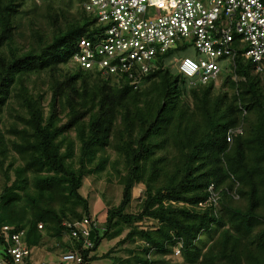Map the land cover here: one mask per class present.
Returning <instances> with one entry per match:
<instances>
[{
	"label": "trees",
	"instance_id": "obj_1",
	"mask_svg": "<svg viewBox=\"0 0 264 264\" xmlns=\"http://www.w3.org/2000/svg\"><path fill=\"white\" fill-rule=\"evenodd\" d=\"M76 1L72 11L51 1L0 0V258H11L1 232L10 224L25 230L35 251L54 240L58 261L69 250L82 255L81 264L109 257L96 254L102 241L129 227L119 244H142L129 257L115 256L116 264H159L178 243L187 264H264V72L252 73L239 56L224 76L227 89L218 91L214 81L187 83L164 61L143 77L152 81L147 87L105 78L70 64L79 40L100 29L84 0ZM5 107L14 119L3 129ZM111 146L126 174L102 228L80 188L85 175L105 168ZM75 155L79 168L68 160ZM140 182L139 211L129 212ZM84 217L98 227L72 236L67 223ZM148 220L154 225H138Z\"/></svg>",
	"mask_w": 264,
	"mask_h": 264
},
{
	"label": "built area",
	"instance_id": "obj_2",
	"mask_svg": "<svg viewBox=\"0 0 264 264\" xmlns=\"http://www.w3.org/2000/svg\"><path fill=\"white\" fill-rule=\"evenodd\" d=\"M82 5L97 18L100 29L95 37L79 40L70 62L105 78L127 77L141 85L161 61L170 63L167 57L191 84L217 82L223 72L220 62L233 67L239 56L252 62L255 73L264 72V0H84ZM192 44L194 56L177 57ZM212 193L209 201L217 204ZM67 226L72 236L88 237L98 223L84 217ZM1 232L11 258H0V264H48L34 258V247L24 241V229L5 224ZM85 246L92 242L86 239ZM181 247L178 243L174 248L176 254ZM82 261L80 253L69 250L57 264Z\"/></svg>",
	"mask_w": 264,
	"mask_h": 264
},
{
	"label": "rangeland",
	"instance_id": "obj_3",
	"mask_svg": "<svg viewBox=\"0 0 264 264\" xmlns=\"http://www.w3.org/2000/svg\"><path fill=\"white\" fill-rule=\"evenodd\" d=\"M43 2L45 1H51L53 2L56 6H63V5H69L70 4V9L72 11H76L78 9V3L76 0H73L74 3H70L69 0H40ZM30 3V2H29ZM43 5V4H42ZM30 6H27L26 9H29ZM25 9V8H24ZM37 12L31 11V13L29 14L28 17L30 16H35ZM27 14H23V20L27 21ZM38 18V17H36ZM195 46L194 44L192 45H188L185 50L180 51L177 54V57H183V56H194L195 55ZM167 61L172 63V67L174 69H176L177 65L173 62L172 59H170V57H167L166 59ZM69 63V62H68ZM221 66L223 69V72L221 73L220 78L217 80V82H215V91H218L219 89H227L226 85H223V80H224V76H227L229 74L228 70H232L231 68V64H229L227 61H221ZM71 64V62H70ZM247 65L250 66V69H253V64L251 61H247L246 62ZM251 69L252 73H255L254 70ZM186 82L188 83L190 81V79H185ZM150 79H145L142 82V86L143 87H147L149 85H151ZM44 89L47 90V86L45 85ZM51 97V93H45L44 95V99H43V104L47 105V103L49 102V99ZM189 96H186V100H190ZM5 109H7L5 107ZM10 110H4L3 112V120L4 125H2V128L5 129L6 126H8V124L11 122L13 118V116L10 117L11 111ZM116 124H119V121H117ZM23 126V125H20ZM117 129V128H116ZM115 129V130H116ZM68 135L74 137L75 136V132L74 131H69ZM80 143L77 141L76 144V154L78 152V148H79ZM64 148H66L64 146ZM63 148V149H64ZM108 151V155H109V161L107 162L105 168L103 170L97 171V172H93V173H89L87 175L84 176L83 178V184L82 187L80 188V191L83 193V195L87 196L90 198V204H91V209L93 214L95 215L96 219L98 220V223L100 225H102L101 227L103 228V222L105 221L106 218V213H107V208H109L112 205H117L120 203V200L122 198V192H123V183H122V178L123 176L126 174V170H125V162H124V158L122 157V155L119 154V152L117 151L116 148L114 147H108L107 148ZM169 151H174L173 149H170ZM173 153H171L170 155H172ZM73 159V166L75 168H79L80 164H79V159L77 158V156H73V158H69L68 160ZM90 168V166H88ZM144 190H145V184L143 182L140 183H136L134 188H133V200L131 202L130 207L128 208L127 211L129 212H137L139 211V204L141 202V200L143 199V195H144ZM64 201V200H62ZM25 203V200L21 199V204ZM67 205V202H64ZM69 206V205H68ZM78 210H80V208H78ZM138 225H141L142 227H150L153 226V221L152 220H148L147 222H140ZM130 228L126 227L124 229V231L116 236L113 239H104L101 243V245L99 246V248L97 249V255L101 256L102 254H106L107 252L110 253L109 257H105V258H101V259H97L95 261H93L91 264H116L115 261V256L116 257H122V258H126L129 257L130 253L129 249L134 250V253L138 252V245H141L142 242L141 240L137 241V239H130L129 241H127L126 243H124L123 245H120L119 242L126 237V235L128 234ZM204 240H209L210 239V235L205 234L203 236ZM40 252L45 253V250L47 251L45 257L40 256L39 260H43L46 261L48 264H51V260L56 261L58 260L54 254H58L60 255L62 252L61 247H59V245H57L56 243H54V240L52 239H48L45 238V243L44 245H42L40 247ZM3 250V247L0 245V252ZM39 252V253H40ZM54 255V256H53ZM160 259L162 258V262L159 264H187L184 262L183 260V256L180 254H176L175 252L171 255H167L165 257L163 256H159ZM58 263V262H57Z\"/></svg>",
	"mask_w": 264,
	"mask_h": 264
},
{
	"label": "crops",
	"instance_id": "obj_4",
	"mask_svg": "<svg viewBox=\"0 0 264 264\" xmlns=\"http://www.w3.org/2000/svg\"><path fill=\"white\" fill-rule=\"evenodd\" d=\"M36 252V255H34V257H36V259L39 261V257L40 256H44L45 254H43L42 252H38V251H35ZM51 260V264H57V262H59L58 260H56V261H53L52 259H50ZM46 262V261H45Z\"/></svg>",
	"mask_w": 264,
	"mask_h": 264
}]
</instances>
